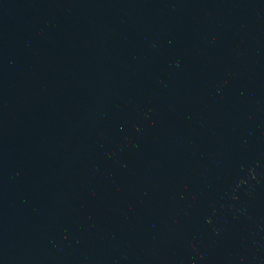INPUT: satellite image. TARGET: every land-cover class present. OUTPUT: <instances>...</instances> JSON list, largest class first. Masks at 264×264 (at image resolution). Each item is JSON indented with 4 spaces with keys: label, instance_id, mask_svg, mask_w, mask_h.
I'll return each mask as SVG.
<instances>
[{
    "label": "water",
    "instance_id": "95a60500",
    "mask_svg": "<svg viewBox=\"0 0 264 264\" xmlns=\"http://www.w3.org/2000/svg\"><path fill=\"white\" fill-rule=\"evenodd\" d=\"M0 264H264V0H0Z\"/></svg>",
    "mask_w": 264,
    "mask_h": 264
}]
</instances>
